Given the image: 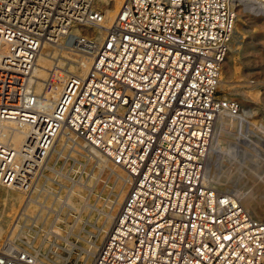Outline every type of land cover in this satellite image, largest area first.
Wrapping results in <instances>:
<instances>
[{
	"label": "built area",
	"instance_id": "1",
	"mask_svg": "<svg viewBox=\"0 0 264 264\" xmlns=\"http://www.w3.org/2000/svg\"><path fill=\"white\" fill-rule=\"evenodd\" d=\"M235 4L123 0L105 27L97 0H0V184L36 208L25 233L5 238L0 264H66L86 231L95 160L52 154L61 131L127 175L89 264H264V221L206 177L216 120L238 111L218 94Z\"/></svg>",
	"mask_w": 264,
	"mask_h": 264
},
{
	"label": "rangeland",
	"instance_id": "2",
	"mask_svg": "<svg viewBox=\"0 0 264 264\" xmlns=\"http://www.w3.org/2000/svg\"><path fill=\"white\" fill-rule=\"evenodd\" d=\"M246 3L242 0L239 4L241 15L237 22L238 26L235 27L231 50L229 49L223 63L221 74L223 84L218 92L220 97L236 101L238 111L233 115L228 114V119L226 118L227 121L224 123L222 121L217 123L215 133L219 144L216 156L209 159L208 168L215 179L219 178L220 184L217 182L216 186L221 188L222 192L238 196V201L239 198L246 199L249 196L247 199L252 202L251 210L254 209V212L259 210L255 213H260L259 216L262 217L264 216V189L260 183L264 179V133L261 131L262 129L264 132V13L260 14L257 7L254 6L255 10H253L252 6ZM99 5L106 16L108 14L106 9L101 6V3ZM257 121L262 127L252 125V122ZM78 140L85 143L83 139L78 138ZM63 144V147L58 148L60 151L52 149L51 153L62 156L67 151L78 149L88 152L97 162L96 164L85 161L88 173L86 182L90 187L88 198L92 204V207L87 210L88 214L84 223L87 224L86 231L74 236L75 239L63 255L66 264H87L94 254V248H97L102 241L101 233L107 232L111 225L110 223L108 226L107 223L110 216H116L121 191H127L126 183L123 184L126 173L113 167L106 157L94 149L88 151L77 145L76 147L72 144L69 146L66 143ZM83 146L87 145L83 144ZM245 163H248L247 166ZM62 164L60 161L59 165ZM226 165L229 166L226 167ZM72 166L73 162L69 161L67 169ZM96 166L100 167L98 172ZM256 206L261 207L262 210ZM1 208L0 200V210ZM19 216L20 213L16 222L23 225L22 233H25L26 225L31 222H22V220L19 222ZM9 234L2 238L0 247H5L4 241Z\"/></svg>",
	"mask_w": 264,
	"mask_h": 264
},
{
	"label": "bare ground",
	"instance_id": "3",
	"mask_svg": "<svg viewBox=\"0 0 264 264\" xmlns=\"http://www.w3.org/2000/svg\"><path fill=\"white\" fill-rule=\"evenodd\" d=\"M99 3H101V6L103 7V8H105L106 9V12L108 13L106 16H105V14H104V21H103V25L105 26V27H109L110 25H111V23H112V21H113V19H114V17H115V15H116V13H117V11H118V9H119V7H120V5H121V3L123 2V0H97ZM241 1L242 0H236V4H235V8H236V20H235V27L237 28V26H238V21H239V17H240V15H241V12H240V10H241V8L239 7V4L241 3ZM245 2H247L246 4H248V5H251L252 6V8H253V10H255L254 9V6H255V8L256 9H258V12L260 13V14H263L264 13V3L262 2V1H264V0H244ZM244 11V10H243ZM252 11V10H251ZM256 14H258V13H256ZM264 19V18H263ZM261 20V19H260ZM103 32L101 31V30H99V34H102ZM230 50H231V47H230ZM40 63H41V65L42 66H46V65H48V64H50V61H49V57H47V56H44L43 55V57L41 58V61H40ZM86 63V62H85ZM85 63H84V65H85ZM86 67H87V64L85 65ZM86 67H84V69H86ZM64 73L66 74L67 73V71H63L62 73H61V78H63L64 77ZM40 75L42 76V77H45L46 76V70L44 71V69H42L41 71H40ZM222 84H223V82H222V79L220 80V84H219V90H220V87L222 86ZM59 87H60V85H58V88L57 89H55V90H53L52 92H51V95H49V97H48V100H47V102H48V104L50 105V106H52L53 105V102H54V100H55V98L57 97V95H58V91H59ZM228 114H230V113H228V112H226V111H224V112H222L219 116H218V118H217V120H216V124H215V128H216V125H217V123H219V122H225V121H227V119H228ZM227 118V119H226ZM221 122V123H222ZM260 123H261V120H260ZM260 123L257 121V122H252V125H254L255 127H262L261 125H260ZM262 124V123H261ZM215 128H214V131H213V135H212V139H211V143H210V150H209V155H208V163H209V159L210 158H212V157H214V155L216 156V150L218 149V142L217 141H219L218 139H217V137H216V133H215ZM261 131H262V133H264L263 132V130L261 129ZM62 143H66V145H73V146H78V147H81V148H85L86 150H88L89 151V149H94V150H96L95 148H93L92 146H90V145H88L87 143H84V142H81V140L79 141L78 140V138H76L75 137V135H74V133H72V132H67V131H61L60 133H59V135L57 136V138H56V140H55V142H54V144H53V147L51 148V151H52V149L53 150H55V151H60V150H58V148H59V146H62ZM63 144V145H64ZM83 144H85V145H87L86 147L85 146H83ZM76 146V147H77ZM63 147V146H62ZM97 151V150H96ZM254 151V150H253ZM97 152H99V151H97ZM253 153V152H252ZM101 154V153H100ZM102 155V154H101ZM218 155V154H217ZM216 158V157H215ZM245 158V157H244ZM108 161V160H107ZM216 161V160H215ZM230 162V161H229ZM231 163V162H230ZM229 163V164H230ZM254 163V162H253ZM263 163V162H262ZM246 164V163H245ZM248 164V163H247ZM247 164H246V166H247ZM225 166V165H224ZM229 166V165H228ZM227 165H226V167H228ZM215 167V166H214ZM240 168V167H239ZM249 169V168H248ZM206 172H207V174H206V177L208 178V180H209V185H211L212 187H214V188H216V189H218V190H220L221 188H218L217 186H216V183L218 182L219 184H220V180H219V178H217V179H215V176L212 174V172L210 171V169L208 168V164H207V170H206ZM124 179V185H125V183H126V185H125V188H128V185H127V175H126V177L125 178H123ZM222 184V183H221ZM261 184V186H262V188L264 189V179H262V182L260 183ZM221 191V190H220ZM122 193L120 194V198H118L119 199V202H118V207H120V205H121V203H122V201L124 200V197H125V195H126V190L125 191H121ZM238 194V193H237ZM247 194V193H246ZM119 195V194H118ZM252 196V195H251ZM250 196V198H252ZM236 199L238 198V196H234ZM247 197H249V196H247ZM247 197H246V199L244 198H239L240 200L238 201L240 204H242L245 208H247L250 212H251V214L253 215V216H255L257 219H259V220H263L264 221V216H262V217H260L259 215H260V213L258 214V213H255V212H257V211H259V210H255V212H254V209L253 210H251V201L249 200V199H247ZM255 199V198H254ZM254 199H252L253 201H254ZM0 200H1V203H2V208H1V210H0V241L1 240H3L4 238L3 237H5V235H8L9 233H14L16 230H17V228L19 227V223L18 222H16V221H18L17 219H18V215H19V213H20V216H19V218H20V220L21 219H25V218H27L28 219V216L30 215V214H32L33 213V211H34V209H35V203L33 202L34 200H33V197L30 195V194H26V193H24V192H22V191H20V190H18V189H15V188H11V187H6V186H3V185H1L0 184ZM256 203V202H255ZM254 203V204H255ZM259 204H261L260 202H259ZM257 205H258V203H257ZM262 205V204H261ZM255 206V205H254ZM253 206V207H254ZM259 206V205H258ZM258 206H256L257 208H258ZM263 206V205H262ZM117 207V206H116ZM115 208V207H114ZM258 209H260V210H262L261 209V207L260 208H258ZM116 210V209H115ZM264 211V210H263ZM263 211H260V212H263ZM263 214V213H262ZM19 220V221H20ZM114 220H115V216L114 215H112V216H110V218H109V221L107 222L108 223V226L110 225V223H111V225L109 226V229H110V227L113 225V223H114ZM15 221V222H14ZM15 223H18V224H16L15 225ZM107 226V227H108ZM108 229V230H109ZM13 230V231H12ZM108 232V231H107ZM107 232H102L101 234H103L102 236H101V240H103L104 239V237H105V235H106V233ZM10 235V234H9ZM3 238V239H2ZM2 242V241H1ZM1 242H0V244H1ZM1 246V245H0ZM99 246V244L97 245V247ZM96 247V246H95ZM95 249V251H96V249L97 248H94ZM94 251V252H95ZM91 259H92V257H91ZM91 259L89 260V262L87 261V264H89L90 263V261H91Z\"/></svg>",
	"mask_w": 264,
	"mask_h": 264
}]
</instances>
